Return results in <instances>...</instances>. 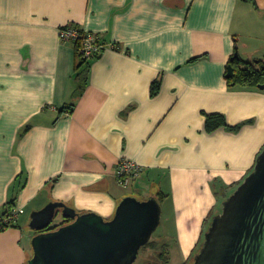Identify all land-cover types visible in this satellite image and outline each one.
Returning a JSON list of instances; mask_svg holds the SVG:
<instances>
[{
	"label": "crops",
	"instance_id": "obj_1",
	"mask_svg": "<svg viewBox=\"0 0 264 264\" xmlns=\"http://www.w3.org/2000/svg\"><path fill=\"white\" fill-rule=\"evenodd\" d=\"M65 25L106 47L80 64ZM235 49L263 60L264 0H0V215L23 209L0 264L27 263L30 212L50 201L110 219L125 196L159 192L167 252L187 264L264 147V88L225 77ZM209 113L247 123L207 132ZM122 158L143 167L127 186Z\"/></svg>",
	"mask_w": 264,
	"mask_h": 264
},
{
	"label": "water",
	"instance_id": "obj_2",
	"mask_svg": "<svg viewBox=\"0 0 264 264\" xmlns=\"http://www.w3.org/2000/svg\"><path fill=\"white\" fill-rule=\"evenodd\" d=\"M234 57L237 50L231 60ZM233 73L228 64L225 76ZM58 215L72 221L52 229ZM160 218L161 206L154 196L143 200L125 196L110 219L50 201L30 212L28 227L36 233L26 264H133ZM191 264H264V147L252 170L211 217Z\"/></svg>",
	"mask_w": 264,
	"mask_h": 264
},
{
	"label": "trees",
	"instance_id": "obj_3",
	"mask_svg": "<svg viewBox=\"0 0 264 264\" xmlns=\"http://www.w3.org/2000/svg\"><path fill=\"white\" fill-rule=\"evenodd\" d=\"M231 57L227 65L228 64L232 65L234 73L232 76H225L229 86L238 85L243 87H258L261 84L264 85V60L249 61L240 58L239 55L238 57H234L231 60ZM84 62L87 61L81 58L80 64ZM81 74H83L82 71L78 73L75 78L76 89L74 91V97H77L83 91L84 80ZM157 90H158V82H154L151 86V93L154 95L157 92ZM245 123H247V121L240 122L235 125H230L227 123L225 116L222 113H209V114H205L204 128L207 132H212L220 127H223L228 131H238ZM25 128H27V126ZM229 194H225L224 197L228 196ZM163 197L164 194L160 192L156 195V198L159 202ZM70 221H72L71 218H67V219L62 218L60 222L53 225L52 229H55L58 226L66 224ZM35 233L36 232H34V234ZM151 245H154L153 241H149L145 246H151ZM162 248L163 250L158 254V256L161 258V264H166L168 262V256H167L168 252L166 249H164V246H162Z\"/></svg>",
	"mask_w": 264,
	"mask_h": 264
},
{
	"label": "built area",
	"instance_id": "obj_4",
	"mask_svg": "<svg viewBox=\"0 0 264 264\" xmlns=\"http://www.w3.org/2000/svg\"><path fill=\"white\" fill-rule=\"evenodd\" d=\"M58 36L62 42H73L76 44L78 55L88 61L106 47L96 34L82 31L75 25H65L59 28ZM143 167L133 160L120 159L116 166L117 182L127 186L129 181L140 176ZM23 209L13 206L8 212L0 215V233L7 228L13 227L19 220Z\"/></svg>",
	"mask_w": 264,
	"mask_h": 264
},
{
	"label": "rangeland",
	"instance_id": "obj_5",
	"mask_svg": "<svg viewBox=\"0 0 264 264\" xmlns=\"http://www.w3.org/2000/svg\"><path fill=\"white\" fill-rule=\"evenodd\" d=\"M237 52H238V55L240 58H242L244 60L249 59L248 55L244 54L242 49L241 50L238 49ZM262 59L264 60L263 55H262ZM256 60H258V59H256ZM238 184L234 185V188L232 190H234ZM160 206H161V203H160ZM220 209H221V205H220ZM160 219H161L160 223H159L157 229L155 230V232L152 234V237L150 239V241L154 242V245L142 247L139 250L137 258L133 262V264H161V258L158 256V254L160 252H162V250H163L162 246H164V249L168 250L167 245H166L168 238L163 237L162 232L163 231L167 232L166 229H168V227L166 226L165 217L161 216ZM58 222H59V216H56L54 218V220L52 221L51 225L57 224ZM25 227L27 230L33 232L31 229H29V227L27 225ZM202 241H203V237H202V240H201L196 252L200 248ZM31 253H30V256H31ZM167 256H168V262L166 264H180L181 255L179 252L173 251V252L168 253ZM192 260H193V257L189 260V262L187 264H191Z\"/></svg>",
	"mask_w": 264,
	"mask_h": 264
},
{
	"label": "flooded vegetation",
	"instance_id": "obj_6",
	"mask_svg": "<svg viewBox=\"0 0 264 264\" xmlns=\"http://www.w3.org/2000/svg\"><path fill=\"white\" fill-rule=\"evenodd\" d=\"M144 247V246H143Z\"/></svg>",
	"mask_w": 264,
	"mask_h": 264
}]
</instances>
